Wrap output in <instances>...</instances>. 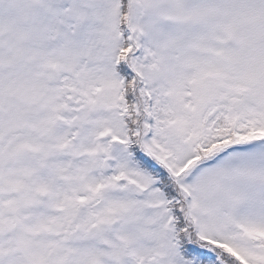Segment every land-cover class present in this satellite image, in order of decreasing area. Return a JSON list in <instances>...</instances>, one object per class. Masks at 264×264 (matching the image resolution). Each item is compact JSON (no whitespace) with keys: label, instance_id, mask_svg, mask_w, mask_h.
I'll use <instances>...</instances> for the list:
<instances>
[{"label":"snow or ice","instance_id":"1","mask_svg":"<svg viewBox=\"0 0 264 264\" xmlns=\"http://www.w3.org/2000/svg\"><path fill=\"white\" fill-rule=\"evenodd\" d=\"M0 264H264V0H0Z\"/></svg>","mask_w":264,"mask_h":264}]
</instances>
